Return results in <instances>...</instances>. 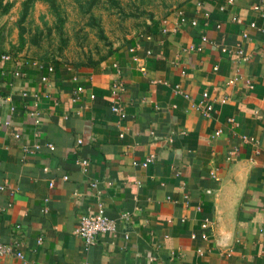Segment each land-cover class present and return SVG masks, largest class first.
Listing matches in <instances>:
<instances>
[{"label": "crops", "instance_id": "0c3cea01", "mask_svg": "<svg viewBox=\"0 0 264 264\" xmlns=\"http://www.w3.org/2000/svg\"><path fill=\"white\" fill-rule=\"evenodd\" d=\"M260 1L185 0L89 66L0 51V264H264ZM116 80L123 119L110 111ZM98 203L116 230L85 247L73 230Z\"/></svg>", "mask_w": 264, "mask_h": 264}, {"label": "rangeland", "instance_id": "374dc122", "mask_svg": "<svg viewBox=\"0 0 264 264\" xmlns=\"http://www.w3.org/2000/svg\"><path fill=\"white\" fill-rule=\"evenodd\" d=\"M23 1L2 0L1 52L89 66L185 0H32L21 21Z\"/></svg>", "mask_w": 264, "mask_h": 264}, {"label": "built area", "instance_id": "2783aa9c", "mask_svg": "<svg viewBox=\"0 0 264 264\" xmlns=\"http://www.w3.org/2000/svg\"><path fill=\"white\" fill-rule=\"evenodd\" d=\"M227 4H231V0H226ZM222 8H220L221 10ZM252 10L259 12L261 14V16H263V11H264V0H261L260 2L254 4L252 6ZM178 14H181L180 12H178ZM195 20L190 21V25L194 26L195 25ZM166 20H162L161 21V34H166L167 29H166ZM248 26L250 28H254L255 25L254 23H249ZM261 33H264V29H260L259 30ZM242 38H246V34L243 33L242 34ZM201 42H207L206 37L202 36L200 38ZM189 50H194L196 52H199L201 50L200 47H195V48H189ZM132 51V50H130ZM234 55L237 58V62L240 63H244L246 62L247 58L244 56L242 50L240 48H236V50L234 51ZM1 59H7V57L5 56H0ZM213 70L215 71L216 68L214 67ZM47 71H51L50 68H47ZM238 70H235V76H233L232 78H229L225 85L226 86H232L236 81H237V77H238ZM15 76H17V73H14ZM41 81L45 82L47 81V78L45 76L41 77ZM152 83H160L159 81L157 82H152ZM245 86L248 90L252 89V84L249 80H245L244 81ZM175 92H179V90L174 87L173 88ZM123 91V87H122V83L119 80L113 81V83L111 84L110 88H109V93H110V97L112 98V103L110 106V111L111 113L115 114L116 116H118L120 119L124 118V111L123 108L119 102V97L120 94ZM26 94L22 93L21 97H25ZM184 97H186L184 95ZM221 102L225 101V98H221L220 100ZM211 104L208 101V96L206 92H202L200 95V100L198 101V103L195 106V109L201 114L202 117L206 118L209 116V113L211 112ZM31 116L34 119V123L37 124L38 120L36 119V114L32 113ZM227 122L231 123L232 121L230 119L227 120ZM219 132H214L213 136H218ZM123 136L122 133L118 134V138H121ZM14 138H18L17 134L13 135ZM248 141H250L252 144L254 142L253 139H249ZM77 145L80 144V140H77ZM39 146L38 145H33L31 148H23L22 152L24 154H32L35 150H38ZM46 148L47 150H52L53 146L51 144H46ZM152 161V157L149 156L148 158H146L141 164V167H146L150 162ZM83 171L85 170V168L88 165V162L86 160H77L75 162ZM45 170V169H44ZM62 180H66V177H62ZM52 184L51 182L48 184V186L50 187ZM5 186H0V191L4 190ZM89 188L91 190H93L94 192V196L96 198H98V192L96 191V183L93 181H91L89 183ZM10 190V189H9ZM10 192L12 193V190H10ZM122 219L126 218V214H123L121 216ZM200 227L202 229H204L206 227V224L203 223L200 225ZM116 230V222L115 220L109 218L106 216L105 211L103 206L98 203L97 204V208L96 211L93 214H86L80 217V220L77 224V226L74 228L73 230V234L78 236L84 243V246H90L94 243L95 239L97 236L99 235H103V234H107V233H112L115 232ZM201 239H205L206 236L204 234H202ZM191 238H194V236H191ZM39 243V239L37 240ZM11 252V248L7 245H4L2 243H0V258L9 254ZM199 253V250H198ZM15 256L19 259L22 258V255L19 253H16ZM81 264H85L84 262H82Z\"/></svg>", "mask_w": 264, "mask_h": 264}, {"label": "trees", "instance_id": "16d2710c", "mask_svg": "<svg viewBox=\"0 0 264 264\" xmlns=\"http://www.w3.org/2000/svg\"><path fill=\"white\" fill-rule=\"evenodd\" d=\"M31 1H32V0H24V1H23V3H22L21 21L24 19L25 14H26L27 9H28V5L31 3ZM42 1H46V2H48L49 0H42ZM1 3H2V0H0V8L2 7V9H4L5 7L8 6L7 4H5L4 6H2ZM5 9H7V8H5ZM20 39H21V37H20ZM108 54H109V53H108ZM108 54L106 55V57L108 56ZM103 59H105V58H103Z\"/></svg>", "mask_w": 264, "mask_h": 264}]
</instances>
